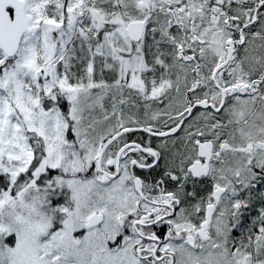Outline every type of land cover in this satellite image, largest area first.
<instances>
[{
    "label": "snow or ice",
    "instance_id": "6c2138e0",
    "mask_svg": "<svg viewBox=\"0 0 264 264\" xmlns=\"http://www.w3.org/2000/svg\"><path fill=\"white\" fill-rule=\"evenodd\" d=\"M0 264H264V0H0Z\"/></svg>",
    "mask_w": 264,
    "mask_h": 264
}]
</instances>
